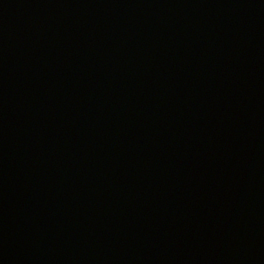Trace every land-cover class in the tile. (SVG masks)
Segmentation results:
<instances>
[{
	"label": "water",
	"instance_id": "obj_1",
	"mask_svg": "<svg viewBox=\"0 0 264 264\" xmlns=\"http://www.w3.org/2000/svg\"><path fill=\"white\" fill-rule=\"evenodd\" d=\"M0 264H264V0H0Z\"/></svg>",
	"mask_w": 264,
	"mask_h": 264
}]
</instances>
